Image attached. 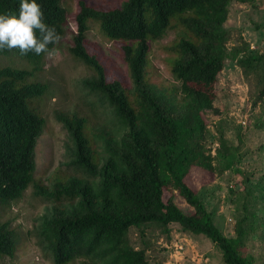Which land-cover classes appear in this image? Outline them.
Segmentation results:
<instances>
[{
    "label": "trees",
    "instance_id": "obj_1",
    "mask_svg": "<svg viewBox=\"0 0 264 264\" xmlns=\"http://www.w3.org/2000/svg\"><path fill=\"white\" fill-rule=\"evenodd\" d=\"M62 1L37 3L44 23L64 37L69 25ZM255 1L126 0L111 9L79 1L69 52L91 69L93 75L79 84L108 107L109 118L89 128L83 116L55 115L67 134L64 151L70 173L47 186L34 185L35 147L45 121L31 101L43 96L46 85L27 82V70L0 67V206L19 200L34 185V194L47 202L35 237L52 264H149L146 250L135 248L129 239L131 228L148 224L165 233L177 224L183 232L208 239L224 264H251L241 250L254 230V216L244 213L234 235L225 236L186 178L193 169L213 172L215 161L224 169L234 167L233 148L221 136L214 155L206 147L204 116L217 113L213 88L228 56L224 25L229 5ZM19 3L0 0V15H18ZM89 21L98 22L107 39L123 42L120 50L130 87L109 76L102 59L86 44ZM172 23L180 28L170 69L178 85L165 88L151 81L149 54ZM0 56L18 57L35 69L44 58L22 56L18 49L0 51ZM237 64L259 75L257 127L264 129V53L242 57ZM176 197L192 211L185 212ZM15 244L14 229L0 223V258L13 257Z\"/></svg>",
    "mask_w": 264,
    "mask_h": 264
},
{
    "label": "rangeland",
    "instance_id": "obj_2",
    "mask_svg": "<svg viewBox=\"0 0 264 264\" xmlns=\"http://www.w3.org/2000/svg\"><path fill=\"white\" fill-rule=\"evenodd\" d=\"M79 1L99 9H111L126 0H63L68 32L54 46L59 54L51 59L44 56L38 69L18 57L0 56V67L27 70L31 73L27 82L46 85L43 96L31 100L33 108L45 121L35 147L34 185L37 186L50 185L55 178H65L70 173L64 151L67 134L55 118L57 113L83 116L89 128L103 125L109 118L108 107L79 84L80 79L93 75L91 69L69 52L74 31L72 19ZM88 26L84 36L86 44L102 59L109 76L122 79L130 87L128 68L120 50L123 42L107 39L96 21H89ZM224 28L228 33V56L213 88L217 113L204 116L207 127L205 145L214 155L221 136L226 145L233 148L235 164L232 169H224L215 161L213 172L193 169L186 180L207 210L213 213L215 225L225 236L234 235V225L244 213L254 216V230L249 232L241 252L251 264H263L264 129L257 127L261 115L256 100L260 81L258 74L244 71L237 60L264 53V0H256L252 4L231 3ZM179 34V26L172 23L164 37L152 43L150 77L160 87L178 85L170 69L175 55L172 46ZM34 185L28 186L19 200L0 206V223H8L16 233L13 257L0 258V264H52L35 237L37 220L47 202L34 194ZM176 203L185 212L192 211L179 197H176ZM129 239L135 248L146 250L149 264H224L220 251L208 239L183 232L177 224H171L168 233L155 224L131 228ZM80 261L73 264H80Z\"/></svg>",
    "mask_w": 264,
    "mask_h": 264
},
{
    "label": "clouds",
    "instance_id": "obj_3",
    "mask_svg": "<svg viewBox=\"0 0 264 264\" xmlns=\"http://www.w3.org/2000/svg\"><path fill=\"white\" fill-rule=\"evenodd\" d=\"M43 16L37 0H20L18 15H0V51L18 49L22 56L32 53L49 59L56 57L59 50L54 46L62 37L44 23Z\"/></svg>",
    "mask_w": 264,
    "mask_h": 264
}]
</instances>
